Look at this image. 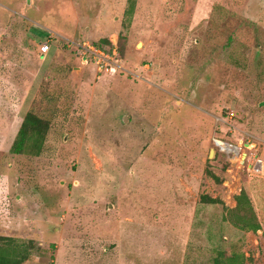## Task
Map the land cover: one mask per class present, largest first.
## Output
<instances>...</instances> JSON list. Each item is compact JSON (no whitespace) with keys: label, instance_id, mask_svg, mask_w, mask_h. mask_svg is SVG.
Listing matches in <instances>:
<instances>
[{"label":"rangeland","instance_id":"rangeland-1","mask_svg":"<svg viewBox=\"0 0 264 264\" xmlns=\"http://www.w3.org/2000/svg\"><path fill=\"white\" fill-rule=\"evenodd\" d=\"M127 8L0 0V236L32 242L24 264H264V0ZM30 111L42 151L13 155ZM242 190L255 233L231 219Z\"/></svg>","mask_w":264,"mask_h":264},{"label":"trees","instance_id":"trees-1","mask_svg":"<svg viewBox=\"0 0 264 264\" xmlns=\"http://www.w3.org/2000/svg\"><path fill=\"white\" fill-rule=\"evenodd\" d=\"M134 7L135 0H128L126 14L131 16ZM102 42L107 43L106 40ZM48 130L49 121L47 119L41 118L31 111L26 113L10 147V153L13 155L27 154L39 156ZM208 175L216 183L221 182L212 172H208ZM200 202L203 204H223L219 199L211 198L207 195H202ZM235 202V208L230 211L234 224L243 231L253 233L259 231L260 224L257 221L251 202L244 190L235 197ZM33 249L32 242H20L12 237L0 236V264H24L29 260ZM220 254L218 255L220 256ZM223 260V264H244L245 258L241 253H234ZM215 261L216 264H221L219 258H216Z\"/></svg>","mask_w":264,"mask_h":264},{"label":"built area","instance_id":"built-area-1","mask_svg":"<svg viewBox=\"0 0 264 264\" xmlns=\"http://www.w3.org/2000/svg\"><path fill=\"white\" fill-rule=\"evenodd\" d=\"M49 51V46L47 43H43V44H40V48H39V52H40V55L41 56H44L48 53ZM99 54L103 57V53L98 50ZM96 53V52H95ZM98 57V55H97ZM99 58V61H102L103 59L98 57ZM105 59H108V56H105ZM105 61V60H103ZM214 142V145L219 148V150L222 152V153H225V154H230L232 153L234 156L235 155H238L239 156V150H236V147H233L225 142H222L220 140H217V139H214L213 140ZM250 166V165H249ZM253 166V171L254 172H260L262 169H263V164H262V161L261 160H256L255 164L252 165Z\"/></svg>","mask_w":264,"mask_h":264},{"label":"bare ground","instance_id":"bare-ground-1","mask_svg":"<svg viewBox=\"0 0 264 264\" xmlns=\"http://www.w3.org/2000/svg\"><path fill=\"white\" fill-rule=\"evenodd\" d=\"M236 150H239L238 148H236ZM240 163H242L241 161L244 159V155L243 154H240Z\"/></svg>","mask_w":264,"mask_h":264},{"label":"water","instance_id":"water-1","mask_svg":"<svg viewBox=\"0 0 264 264\" xmlns=\"http://www.w3.org/2000/svg\"><path fill=\"white\" fill-rule=\"evenodd\" d=\"M213 154H214V150H211L210 151V156H213Z\"/></svg>","mask_w":264,"mask_h":264}]
</instances>
